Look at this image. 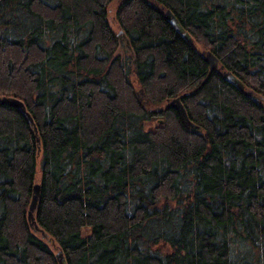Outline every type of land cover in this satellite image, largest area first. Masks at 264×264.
I'll return each instance as SVG.
<instances>
[{
	"label": "trees",
	"instance_id": "trees-1",
	"mask_svg": "<svg viewBox=\"0 0 264 264\" xmlns=\"http://www.w3.org/2000/svg\"><path fill=\"white\" fill-rule=\"evenodd\" d=\"M60 258L264 264V0H0V264Z\"/></svg>",
	"mask_w": 264,
	"mask_h": 264
},
{
	"label": "water",
	"instance_id": "water-1",
	"mask_svg": "<svg viewBox=\"0 0 264 264\" xmlns=\"http://www.w3.org/2000/svg\"><path fill=\"white\" fill-rule=\"evenodd\" d=\"M164 12H165L166 19L168 20L169 23H171L173 28H175L177 30V32L183 34L185 37H189V35L185 33L182 25L179 23L175 14L173 12H171L169 9L165 10ZM120 34H122V32H120L119 35ZM202 54L206 56V61L211 66V70H215L218 73H221V71H222L223 77L226 80H228L231 84L233 83L235 86L239 87V89L244 90V85L241 83V81H239V79L236 76H234L233 73L231 74L230 72H227L225 70L223 71L224 67L219 66L218 58L215 55H213L210 50L204 51V52H202ZM142 92H143L142 90L138 91V95L140 96V93H142ZM245 92L247 93V95L252 94L251 91H245ZM3 101L8 102L10 106L12 105V106L19 108L21 110V112L24 113L25 116L31 122H33V119L31 118V115H30L29 111L27 110V107L25 106V103L23 101H21L20 99H18L16 97H11V98L6 97V98H4ZM169 105L171 107H173L174 109H176L177 112L180 113L181 121L186 126V128L190 129L191 127L196 126V123L190 119L188 112L186 111V109L184 107L183 101H181V97L177 96V98L172 99ZM40 187H41V185L37 183L35 186V189H34L33 199H32V202L30 204L29 218H31L32 220L34 219L33 218V211L35 210L38 199H39ZM37 228L38 227L36 226V229ZM60 261L63 264L62 258H60Z\"/></svg>",
	"mask_w": 264,
	"mask_h": 264
},
{
	"label": "rangeland",
	"instance_id": "rangeland-1",
	"mask_svg": "<svg viewBox=\"0 0 264 264\" xmlns=\"http://www.w3.org/2000/svg\"><path fill=\"white\" fill-rule=\"evenodd\" d=\"M111 4L112 5H111V7L109 9V14H108L109 15V22H110V25L112 26L114 32L119 37V45H118V48L119 49L117 50L116 55L121 56L124 61H127V63L128 62L130 63L133 54L131 52L130 47H128L129 43L127 41V38L123 35L124 31L122 29V26H120V24L118 23L117 17L115 15L116 10H117V5L114 2H112ZM120 32H122V34L119 35ZM193 44H195L196 48H198L200 51H207L206 48H205V46L203 44H201L200 42H195L194 41ZM132 80L134 81V85L136 86V90L137 91H140V90L143 91V88L140 86V83L138 82L137 78L134 75H132ZM143 94L145 96V93L144 92L140 93V98L141 99H143L142 96H141ZM166 104H165V106H166ZM159 122H161V121L160 120H157V119L156 120H148V121H146L144 123L145 124L144 128H145V130L146 129L149 130L151 128L156 127V125H158ZM41 159H42V155H40L38 157V160H37V162H38L37 181H39L41 179V176H42V173H41V163H42L41 162ZM89 234H90V228L85 227L83 229V235H89ZM165 249L167 251L170 250L169 246H166Z\"/></svg>",
	"mask_w": 264,
	"mask_h": 264
}]
</instances>
